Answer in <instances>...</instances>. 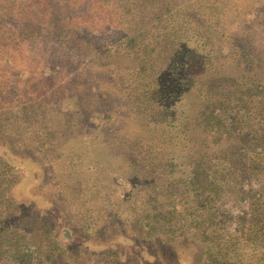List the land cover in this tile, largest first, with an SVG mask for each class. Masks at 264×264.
Returning a JSON list of instances; mask_svg holds the SVG:
<instances>
[{"label":"rangeland","instance_id":"374dc122","mask_svg":"<svg viewBox=\"0 0 264 264\" xmlns=\"http://www.w3.org/2000/svg\"><path fill=\"white\" fill-rule=\"evenodd\" d=\"M62 1L54 0L59 12ZM72 6L78 18L55 32L59 39L39 23L36 38L0 51L11 101L0 110V190L13 181L8 195L22 213L49 218L64 252L59 264L70 254L76 264H219L201 233L221 201L195 206L181 196V155L202 148V130H186L192 140L183 150L181 108L200 106L201 71L211 87L217 75L264 79V0ZM183 68L196 89L181 100ZM161 214L172 221L167 230ZM239 230L247 235L249 226ZM256 237L263 249L229 264H264V235Z\"/></svg>","mask_w":264,"mask_h":264},{"label":"trees","instance_id":"16d2710c","mask_svg":"<svg viewBox=\"0 0 264 264\" xmlns=\"http://www.w3.org/2000/svg\"><path fill=\"white\" fill-rule=\"evenodd\" d=\"M69 2L62 1L59 12L54 0H0V51L7 45L15 47L21 37L36 38L39 23L42 29L59 39L55 32L63 35L68 28L65 21L78 18L76 8H68ZM13 40L16 41L13 43ZM197 57L202 63L206 60L203 55ZM248 68L252 71L251 66ZM187 70H181V100L196 89V81L192 83L191 76L185 74ZM200 74L205 78L203 84L209 86L199 83L200 106L190 102L181 108L183 150L192 140L186 130H202V148L188 149L181 155V168L185 169L181 196L189 193L195 206L207 200L221 201L222 205L203 221L210 223L201 235L204 241L213 239L212 258L219 264H229L246 250L253 252L257 246L263 249L256 236L264 235V79L217 75V82L211 87L212 79L208 80L207 70ZM2 84L0 81V110H10L11 101ZM14 184L10 181L0 190V264H59L57 260L64 252L53 224L49 218L22 213L8 195ZM144 218L141 224L145 235L150 236L154 226L145 223L149 216L144 215ZM156 220L162 222L165 229L172 224L170 218L162 214ZM229 222L236 226L233 233L226 226ZM211 225L219 226L216 233L209 231ZM246 225L249 232L242 236L239 229ZM110 256L117 257L113 253ZM76 263L70 254L66 264Z\"/></svg>","mask_w":264,"mask_h":264}]
</instances>
